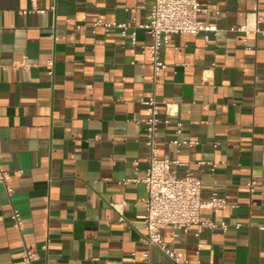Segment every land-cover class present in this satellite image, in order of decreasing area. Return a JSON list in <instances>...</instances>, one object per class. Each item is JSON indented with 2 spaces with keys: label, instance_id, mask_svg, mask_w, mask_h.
I'll return each mask as SVG.
<instances>
[{
  "label": "crops",
  "instance_id": "crops-1",
  "mask_svg": "<svg viewBox=\"0 0 264 264\" xmlns=\"http://www.w3.org/2000/svg\"><path fill=\"white\" fill-rule=\"evenodd\" d=\"M199 2L218 35L206 43L202 33L171 34L154 76L146 31L135 28L134 45L129 32L152 0H0V166L11 188L0 183V264H25L24 249L37 255L31 264H140L147 191L123 179L144 175L139 99L152 94L158 156L187 163L171 168L200 178L202 201L216 189L226 205L202 204V216L229 224L177 236L166 227L163 239L191 264H264V38L248 34L245 48L241 33L227 30L253 7L264 24V0ZM96 19L130 28L92 32ZM20 61L26 67H11ZM175 137L197 144L168 145ZM122 200L120 221L111 204ZM148 252L152 264H172Z\"/></svg>",
  "mask_w": 264,
  "mask_h": 264
},
{
  "label": "built area",
  "instance_id": "built-area-1",
  "mask_svg": "<svg viewBox=\"0 0 264 264\" xmlns=\"http://www.w3.org/2000/svg\"><path fill=\"white\" fill-rule=\"evenodd\" d=\"M34 1V0H33ZM43 12V10H37ZM207 9L201 5L199 0H152L146 21L136 23L134 28L130 29V44H135V28H143L148 37L147 52L149 62L152 66L153 75L156 76L160 69L164 67L163 61L160 59L162 46L167 42L171 34H203V39L207 43L211 36L218 35V28L212 22L205 20ZM87 25L82 24V27ZM92 32L100 29L106 33L112 27L120 29L122 35H125L129 27L126 22H106L102 19H96L88 24ZM231 32H238L242 35V42L245 48H249L247 36L248 34L259 35L264 38V24H262V16L256 7H253L245 14L242 23L229 26L227 29ZM17 66L26 67L24 61H20L19 65H11L12 68ZM46 73L52 75L53 61L48 59L45 63ZM139 102L146 109V116L139 119L144 130V145L146 147V167L142 178L136 175H130L123 179L128 182H142L145 185L147 195L143 200V242L147 249L141 253L140 264H152L148 249H156L163 257L168 259L172 264H191L188 260L181 259L180 255L175 252L169 244L163 239L161 230L170 227L173 236H177V231H186L187 228L194 225L196 234L203 229L213 230L220 228L223 232L227 231L229 224L225 221L215 222L210 218L202 216V204L208 206L212 211L224 207L226 201L224 197L217 194L213 189L209 197L202 201L201 198V180L188 169L181 175L177 174L171 168L172 164L187 165L178 159H170L168 156H158L159 146L157 138V126L162 121L159 116V101L155 96L149 95L146 98L139 99ZM166 104V112L168 115L176 113ZM164 123L169 122V118L163 120ZM180 122H176L175 133H180ZM188 145L197 144L195 140H180L177 137L168 141V145ZM198 163H207L199 160ZM210 169L215 167L214 163H210ZM10 175L8 171L0 166V183L4 184L9 194L11 188L8 186ZM254 182L248 180L246 185L253 190ZM126 201L112 203L111 207L116 210L119 220L122 221L123 209ZM10 221L18 230L21 229L22 219L18 209L12 208L10 211ZM240 226L239 223L234 224L235 228ZM264 229V226H261ZM36 254L28 249H24L21 259L25 264H31L36 259ZM131 261L135 262L132 253Z\"/></svg>",
  "mask_w": 264,
  "mask_h": 264
}]
</instances>
